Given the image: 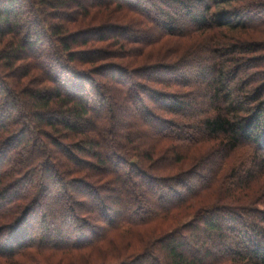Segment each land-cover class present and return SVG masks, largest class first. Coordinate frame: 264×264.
<instances>
[{
  "label": "trees",
  "instance_id": "trees-1",
  "mask_svg": "<svg viewBox=\"0 0 264 264\" xmlns=\"http://www.w3.org/2000/svg\"><path fill=\"white\" fill-rule=\"evenodd\" d=\"M0 258L264 264V0H0Z\"/></svg>",
  "mask_w": 264,
  "mask_h": 264
},
{
  "label": "rangeland",
  "instance_id": "rangeland-1",
  "mask_svg": "<svg viewBox=\"0 0 264 264\" xmlns=\"http://www.w3.org/2000/svg\"><path fill=\"white\" fill-rule=\"evenodd\" d=\"M130 15V17L128 18V19H125V20H129V19H135V16L133 15V14H129ZM96 23H93V25H96L95 27H97V30H99V31H102L103 29H105V27H103L104 25L103 24H108V23H110V26L111 27H114V26H112L111 24H115L114 22V20H111L110 22L108 21L107 23H101V25L99 26V23H98V21H95ZM98 23V24H97ZM90 25V24H89ZM92 26L90 25L88 28L90 29ZM107 31L108 30H104V31H102V32H104V33H107ZM101 32V33H102ZM148 34H150V32L148 33ZM151 34H155V32H152ZM135 47V46H134ZM150 49V48H149ZM149 49H146L145 51H147V50H149ZM114 62H117V63H119L120 62V60H114ZM114 62H112V63H114ZM106 63H110V62H106ZM89 68H90V66H88ZM109 67V66H108ZM108 75V74H107ZM98 78H101V77H99V76H97ZM185 122V121H184ZM192 153V152H191ZM190 153V154H191ZM189 157H190V155H189ZM261 184V183H260ZM260 184H258V185H260ZM212 190H213V188H212ZM256 205H259L258 207L259 208H263V206L259 203L258 204V202H257V204ZM170 225H172V222H170V221H168V222H166L165 224H164V227L165 228H170ZM56 226L57 227H60L59 226V221H57L56 222ZM85 234L87 235V236H89V238H90V235L87 233V231H85ZM0 264H8V262H7V260H5L4 258H0Z\"/></svg>",
  "mask_w": 264,
  "mask_h": 264
}]
</instances>
